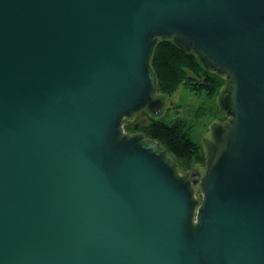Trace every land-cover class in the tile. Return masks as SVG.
<instances>
[{
	"label": "water",
	"instance_id": "1",
	"mask_svg": "<svg viewBox=\"0 0 264 264\" xmlns=\"http://www.w3.org/2000/svg\"><path fill=\"white\" fill-rule=\"evenodd\" d=\"M160 41L226 77L202 176L124 129ZM0 264H264V0H0Z\"/></svg>",
	"mask_w": 264,
	"mask_h": 264
},
{
	"label": "trees",
	"instance_id": "2",
	"mask_svg": "<svg viewBox=\"0 0 264 264\" xmlns=\"http://www.w3.org/2000/svg\"><path fill=\"white\" fill-rule=\"evenodd\" d=\"M151 65L157 76V94L162 96H171L184 86L195 92L204 91L211 98L221 95L226 86L225 75L204 67L193 51H183L173 41H160L156 45ZM147 111L140 112L138 116L147 115ZM175 113L177 116L171 120L151 116L145 118L137 131L146 138L157 140L176 162L180 172H190L194 165L205 166L207 153L191 138L190 127L178 115L179 109H175ZM221 113L224 115L221 119L223 122L227 116L222 110ZM124 129L129 133L134 132L133 125L129 123H125Z\"/></svg>",
	"mask_w": 264,
	"mask_h": 264
},
{
	"label": "rangeland",
	"instance_id": "3",
	"mask_svg": "<svg viewBox=\"0 0 264 264\" xmlns=\"http://www.w3.org/2000/svg\"><path fill=\"white\" fill-rule=\"evenodd\" d=\"M157 97H162L163 106L161 110L152 114L147 111V115L138 116L127 120L125 123L140 125L144 122L145 118L155 117L159 119L171 120L177 115L175 109H179V116H182L190 127V136L197 142L204 152H207V146L212 139L213 128L221 123L223 114L220 108V94L211 98H208L204 91H192L184 86L178 88V90L171 96H162L157 94ZM172 107L171 109H167ZM224 112V111H223ZM192 171H198L201 176L205 171V166L194 165ZM190 171V172H192ZM196 196H199V185H195Z\"/></svg>",
	"mask_w": 264,
	"mask_h": 264
},
{
	"label": "flooded vegetation",
	"instance_id": "4",
	"mask_svg": "<svg viewBox=\"0 0 264 264\" xmlns=\"http://www.w3.org/2000/svg\"><path fill=\"white\" fill-rule=\"evenodd\" d=\"M134 126V125H133Z\"/></svg>",
	"mask_w": 264,
	"mask_h": 264
}]
</instances>
